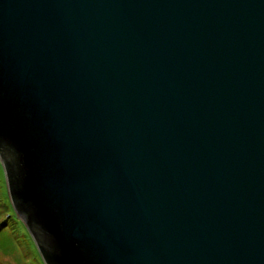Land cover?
<instances>
[{
	"label": "water",
	"instance_id": "water-1",
	"mask_svg": "<svg viewBox=\"0 0 264 264\" xmlns=\"http://www.w3.org/2000/svg\"><path fill=\"white\" fill-rule=\"evenodd\" d=\"M0 161L46 264H264V0H0Z\"/></svg>",
	"mask_w": 264,
	"mask_h": 264
},
{
	"label": "rangeland",
	"instance_id": "rangeland-1",
	"mask_svg": "<svg viewBox=\"0 0 264 264\" xmlns=\"http://www.w3.org/2000/svg\"><path fill=\"white\" fill-rule=\"evenodd\" d=\"M9 194L5 176L1 170L0 179V226L15 224L14 219H10L8 215L12 214L9 207ZM16 225V224H15ZM12 235L9 230L0 229V264H46L37 248L33 238L24 226L16 225Z\"/></svg>",
	"mask_w": 264,
	"mask_h": 264
},
{
	"label": "trees",
	"instance_id": "trees-1",
	"mask_svg": "<svg viewBox=\"0 0 264 264\" xmlns=\"http://www.w3.org/2000/svg\"><path fill=\"white\" fill-rule=\"evenodd\" d=\"M1 170H2V173H3V176H5V173H4V169H3V166H2V163H1V161H0V179H1ZM5 182H6V177H5ZM9 198V197H8ZM9 201H10V203H9V207H10V209H12V214H10V215H8L9 216V218L10 219H14V222H15V224L16 225H20V226H24L26 229H27V227H26V225H25V223L17 216V214H16V212H15V210H14V208H13V206H12V203H11V200H10V198H9ZM14 223L13 224H11V223H7V225H9V228L7 229V226H4V227H2V226H0V229H2L3 228V230H9L10 231V233H11V235H12V233L13 232H16L15 231V225ZM27 231L29 232V230L27 229ZM30 234V233H29ZM13 236V235H12ZM30 236H31V234H30ZM14 238H17V235H14L13 236ZM31 238H32V236H31Z\"/></svg>",
	"mask_w": 264,
	"mask_h": 264
}]
</instances>
